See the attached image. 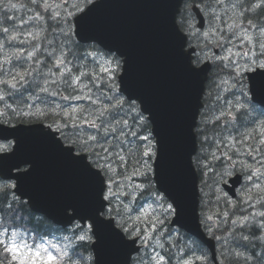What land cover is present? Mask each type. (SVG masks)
I'll list each match as a JSON object with an SVG mask.
<instances>
[{
	"label": "water",
	"instance_id": "95a60500",
	"mask_svg": "<svg viewBox=\"0 0 264 264\" xmlns=\"http://www.w3.org/2000/svg\"><path fill=\"white\" fill-rule=\"evenodd\" d=\"M182 1L99 0L86 28L77 36L81 42L97 41L126 58V70L119 76L120 90L141 101L142 111L149 115L158 147L155 181L176 208L172 225L204 240L215 260L214 243L205 238L199 224L198 175L193 165L197 151L194 128L210 66L193 67L191 52L185 51L187 38L175 20ZM253 89L256 100L264 104V80L257 81ZM53 136L67 149L57 133L42 125H0V139L15 142L12 152L0 154V175L14 179L16 193L28 199L34 211L54 222L63 226L75 220L93 224L84 217L94 211L97 186L51 139ZM21 161L32 166L26 170L30 175L18 179L25 173L15 172L22 168L15 167ZM227 189L233 194V189ZM68 208L79 210V215L71 209L65 214ZM72 216L77 218L70 220ZM101 219L105 224L111 222L112 229L103 233L101 242L94 235L95 264H130L132 255L139 250L136 241L126 240L113 220ZM113 231L125 238L126 245L114 241Z\"/></svg>",
	"mask_w": 264,
	"mask_h": 264
},
{
	"label": "snow or ice",
	"instance_id": "6c2138e0",
	"mask_svg": "<svg viewBox=\"0 0 264 264\" xmlns=\"http://www.w3.org/2000/svg\"><path fill=\"white\" fill-rule=\"evenodd\" d=\"M216 2L220 3L221 0H216ZM30 3L36 9H42L43 11H36L26 21H22L20 26L12 24L11 28H3V34L6 40L0 42V50H3L6 46L20 45L15 51L5 55L3 63L8 64L15 60L14 68L18 67L20 70L14 72L9 71L7 75L10 78L0 80V84L7 86L8 89L13 91H18V85H24L27 82V77L33 70L32 66L28 65V62H39V56L42 51L39 42L47 40L48 48L44 49L43 54L45 55V60L48 61L45 67H49L50 65L49 71L45 74L39 68L35 69L37 79L33 80L32 84L40 87L39 78L44 77L45 85L50 80L51 83L56 84L58 87L63 85L65 89L71 90L72 93H77L75 96H71V94L70 96H65L63 97L64 99L85 100L90 105L86 108H71L62 112L63 125L58 124L56 131L64 134V139L69 142L67 149L56 140V137L53 136L51 139L58 144L62 151L69 155L70 159L80 166L84 176L97 186L94 211L90 217L84 218L93 221L92 228L94 231L92 234L101 242L103 233L112 229L111 222L105 224L101 219L107 207L105 201L111 204L114 197L120 195L113 188V185L116 187L121 186L117 182L116 177L120 175L124 179L131 181L133 178H138L142 175L141 169L148 164V160L144 158L151 159L152 156L156 155L154 151L155 145L152 143L153 138L144 131L146 118L142 112L137 110V105L135 104L137 99L128 97V105L125 109V101L119 95H113L115 74L122 69L125 72L126 58H123V62H121V58L119 57L109 61V66L99 69L100 74H97L95 69L91 71L86 70L87 65L82 63L77 66V73L74 74L72 67L69 66L72 62L67 59L68 53L63 51L62 43L64 38H70V33L63 27H60V31L57 32L56 28H53L48 23L52 21L58 27L61 25L62 14L58 11L60 5H53L49 0H30ZM81 3L84 7L80 6ZM97 4L94 3V0H80L79 3L73 4L76 12L82 13L79 15L73 13L68 14L75 15L74 24L77 29L76 35L80 36L84 31L88 23L89 15ZM89 5L92 6L89 7ZM2 6L0 5V7ZM6 7L12 10H18L20 6L9 2ZM207 7H211V5L208 4ZM85 8L87 9L86 11L84 10ZM236 8H240L241 10L236 12ZM232 9L233 14L229 17L232 22H225L227 23V30L231 35L227 37L222 35L221 39L226 43L234 44L233 38H235V40L241 43L239 45L234 44V46L243 48L247 44L248 50L233 53L232 48H228L229 55L220 57L222 61L227 62L224 67L227 68L228 74L232 77L231 82L222 81V83L228 86L225 89L227 91L233 85L241 83L242 79L246 76L250 83L251 97L255 100L257 97L253 85L259 80H264V23L255 22L264 16V0H236V3L232 5ZM31 10L29 8V11ZM44 13H48L49 15L45 16ZM5 19H9V17L6 16ZM244 20H247V26H245ZM63 23H68L67 16L63 18ZM31 28H37L39 30H29ZM49 28H51V32H49ZM217 31L223 34L225 30L217 28ZM49 35L52 36V39H48ZM205 35L207 36L208 34L205 33ZM84 42L93 51L85 52L79 58L91 63H100L94 55L96 51L95 45L100 43L97 41ZM28 44H31L32 50H25L23 47ZM108 51L113 52L115 50L108 49ZM57 53L59 54L57 55ZM233 56L239 57L245 62L241 64L240 60H234ZM120 57L123 56L120 55ZM26 65L28 66L26 67ZM52 69H56V71L53 72ZM2 71L3 65H0V72ZM53 77H56V79H53ZM40 91L47 93L48 87H40ZM235 95L237 93L233 92V96ZM239 95L244 97L245 93L240 91ZM4 100L5 96L0 94V101ZM139 103L142 105L141 101ZM227 103L232 104V102ZM245 103H247V100H245ZM233 106L236 107L237 112L244 111L243 105L239 101H236ZM8 107L10 108L11 105H8ZM58 107L60 106L58 105ZM224 114L231 115V107L227 113L222 112V115ZM219 119L221 117L217 116L216 120ZM232 119L237 120L239 117L232 116ZM152 122L154 123L155 121ZM49 127L51 128V125ZM205 141H207V136H205ZM261 145L264 146V141H261ZM249 147V154L260 151L258 148ZM212 155L216 158L215 153H212ZM228 159H231V157L229 156ZM23 166H32V164L27 161H21L15 165L17 169ZM129 166L133 167L131 174H127ZM28 175H30V172L25 171L18 179ZM224 175L226 173L220 174L221 179H223ZM124 186L129 188L128 194L135 192L137 189L144 191L139 183ZM9 200L10 197L7 191L0 192V214H3V216L11 214L13 220H23V217L18 215L23 208H16V201L12 200L9 202ZM69 209L77 213V216L79 215L80 211L75 208L66 209L65 214H67ZM173 211L174 209L169 205L167 211L164 213L165 218ZM251 215L252 217L259 216L261 218L260 223H253L247 216L242 221L236 219L231 220L233 225L241 229L238 243L242 242L245 246L251 244L253 239H255L257 244L264 243V236L261 235V233H264V211L252 213ZM77 216H72L69 219L75 220ZM225 217H227V213H225ZM208 219H211V217H208ZM157 222L162 223L163 221H159V218L158 221H147V223L151 224L154 231L156 230ZM249 225L251 226L249 227ZM20 226L17 224L12 225L13 228ZM147 230L145 228V231ZM133 231H137V229L133 228L131 231H128L130 237ZM245 231L249 234H244ZM112 237L120 246L126 245V240L120 233L113 231ZM77 238L80 242H83L87 237L86 235H78ZM138 238L139 233H137V237H133V243ZM0 247H3L5 253L9 254L11 260L16 262V264H29V261L31 264H36V261L32 260V249L35 245H29L22 234L9 231L2 225H0ZM160 247H163V245H160ZM50 248L54 251L49 250L47 247L44 250L46 259L43 258L40 251H35L34 255L36 259L40 260V264H62L63 257H67L71 264V256L66 251L57 248L54 244ZM23 251L30 253L27 260L21 258ZM236 255L239 257L240 254L237 253ZM252 255L255 256V252ZM151 260L154 264H171V254L165 255L158 252L151 257ZM247 260L248 258L245 257L246 264ZM185 264H190V262H185Z\"/></svg>",
	"mask_w": 264,
	"mask_h": 264
},
{
	"label": "trees",
	"instance_id": "16d2710c",
	"mask_svg": "<svg viewBox=\"0 0 264 264\" xmlns=\"http://www.w3.org/2000/svg\"><path fill=\"white\" fill-rule=\"evenodd\" d=\"M200 2H201V4H203L204 0H199V3ZM207 2L211 3V1H207ZM28 4H31V3L28 2ZM0 5H3V4L0 3ZM203 6H207L206 2H205V4H203ZM240 10L241 9H239L238 12ZM10 13L11 12L9 11V9L5 8L4 5L2 7H0V21H4V22L10 23L12 25ZM48 15L49 14L47 13L45 16H48ZM6 16L9 17V19L6 20L5 19ZM255 22L264 23V16L260 17ZM48 23L51 24L53 28H56V31L59 30L58 26H56V25L54 26L52 21H49ZM49 32H51V28H50ZM1 37L3 38L4 41L6 40V37L4 36V34L1 35ZM48 39H52V36L49 35ZM64 39L65 40L62 42L63 43V51L68 53L67 59L72 62L69 66L72 67L74 74L77 73V66L81 65L82 63L87 65L86 70L91 71V70L95 69V68L91 67V63H89V61H83L79 58L83 55V53L87 52L85 49V46L76 42V40H74L71 36H70V38H64ZM39 43H40L41 48H42L41 54L39 56V62L34 61L33 65L35 66V68H33L31 74L27 77V82H26V88L31 93V95H27L26 93H24L21 90L17 91V92L8 90L5 87V85L1 86L2 84H0V91L5 96V100L3 102L5 103L6 100H8L9 98L13 99V100H11L13 106H11L10 108L8 107V105L6 106L3 102L0 101V110H1L0 111V120L2 122L8 123V124L45 122V123H48V124H51L54 126H57L58 124L61 126L63 125L62 117L56 116V114H59L61 112V110L58 111L56 108L57 102L61 103V101H59L57 99V97L60 98L61 95L69 96L70 94L72 95V92H71V90L65 89V87L63 85L58 87L56 84L51 83L50 80L48 81L47 85H45V78L44 77L39 78L40 87L47 86L48 92L55 91L56 94L51 96L54 101L51 102L49 105H46V106H37V107L33 108L34 111H31V112L25 111L30 102L34 103L33 96H37L39 93H40V95L45 93V92L40 91V87H36L32 84V81L37 79V73H36L35 69L39 68L42 72L47 74L49 71V67H50V65H49V67H45V64H47L48 61L45 60V55L43 54L44 49L48 48L47 40H42ZM58 43H60V42L58 41ZM29 65H31V63ZM26 66H28V65H26ZM95 70H96L97 74H100L98 69H95ZM52 71L55 72L56 69H52ZM53 79H56V77H53ZM105 79H106V77H105ZM75 94H77V93H75ZM41 99H42V97H39V98L37 97L35 102L37 103V102L41 101ZM245 119H246V117H245ZM130 123H131V120H130ZM243 123L244 122L241 120V122L238 124V125H240V129L238 132L240 135V140H241L240 143H242L244 141V138H245V136L244 137L242 136L243 133H246V131H245L246 125ZM144 131H145V133H149L150 126L148 123L145 124ZM218 131H219V129H218ZM219 136L221 139L229 138L225 133H223V131H221ZM65 142L69 143L67 140H65ZM256 142L258 143V144H256V146L260 149V151H257V153H258L259 157H260V155L263 156L262 153L264 151V146H262L260 144V142H258V141H256ZM213 165L215 168L214 172L216 174L215 178L219 181L221 179L220 174L224 173V171H225L223 165L219 161H215L214 159L209 160L208 164L205 166L204 169L206 170ZM132 172H133V167L129 166L127 169V173L131 174ZM145 177H146V175H145ZM212 178L213 177H211V179ZM5 191H7L9 194V197H10L9 202H11L12 200H15L16 201L15 207L16 208H21V207L23 208V210L18 213L19 216L23 217V220H20V219L13 220L11 217V214H9L8 216H3V214H0V216L2 217L4 222L21 225L22 227L27 228L25 230H29L30 232H32L36 235L44 234L47 236L49 234H54L56 232H60L59 229L54 227L46 219L31 213L25 203L19 202L18 200H16V198L13 196V193L9 187H7L6 185L5 186L0 185V192H5ZM143 194H146V192L141 193L139 197L143 198ZM259 196H261V194H256L255 197L253 199H251V201L258 202V200L262 199V197H259ZM242 206H243V211H244L243 213H245L246 215L249 214L250 209L247 208L248 204L244 203ZM262 206H264V204H262ZM107 214L110 216L118 215L119 211L116 210L115 207H113V208L111 207V209H109ZM250 216H252L251 213H250ZM251 221L253 223L256 222V220H251ZM250 226L251 225H249V227ZM240 233H241V229H238L236 231L231 232L230 235L228 234V236H227L226 243H227V246H229V247H227L228 251H227L226 257L224 259L225 264H246L245 257L248 258L247 264H264V259H262V257H264V243L257 244V242H255V239H253V242L251 244H248L247 246H245L242 242L238 243ZM244 234H249V233H247L245 231ZM261 235L264 236L263 233H261ZM76 239H77V236H75L74 243H69V242L66 243V249L69 251L70 255L72 257L78 258L79 261L81 262V264H93L92 253H91V249H90V239L85 240L83 242L77 241ZM196 243L199 247L202 248V246L198 242H196ZM180 249H181V247H179L177 249H173V250L175 253H178V252H180ZM253 252H255V256L252 255ZM257 252H259V253H257ZM237 253L240 254L239 257H237V255H236ZM5 255L8 256L7 253ZM0 262H2V264H15V263H12L5 258L0 259ZM197 264H211V262L208 259V260H205V261H203L201 263H197Z\"/></svg>",
	"mask_w": 264,
	"mask_h": 264
},
{
	"label": "rangeland",
	"instance_id": "374dc122",
	"mask_svg": "<svg viewBox=\"0 0 264 264\" xmlns=\"http://www.w3.org/2000/svg\"><path fill=\"white\" fill-rule=\"evenodd\" d=\"M79 0H51L53 5H60L58 11L61 12L62 14V19H61V25L58 27L60 31V27H63L65 30L66 26H68L67 24L63 23V18L65 16H67V19L71 18L73 15H68L69 13H72L73 10H75L73 8V4H76ZM207 1H211V3L206 2V0H204L203 4H210L211 7H207V9H205L208 14H209V22L208 25L206 27V30L204 32H197V31H193V35L195 38V44L198 43H202L204 45H206L207 47L212 48V50H207L204 53L205 58H212L215 61V65H216V70L214 71V78L215 81L213 83V91H212V96L214 101L216 100H220L221 104L224 107V111L227 113L228 109L231 107V111H233V109H235L236 107L233 106L235 104L236 101H239V103L241 105H243V107L247 106V103H245V98L247 95V92L244 90V87L240 84L237 83L235 85H233L231 88H229L227 91H225V89L228 87L227 85L223 84L222 81H229L231 82L232 77L228 74V70L227 68L224 67V65L227 63L226 61H222L220 59V57H224V56H228L229 53L227 51L228 48H232L233 53L235 52H239V51H247L248 50V45L245 44L243 48L240 47H236L235 45H239L241 42L238 40H235V38H233L234 40V44L232 43H226L221 39V36L223 35L224 37L230 36L231 33L227 30V23H231L232 21L229 19V17L232 16L233 14V9H232V5L234 3H236V1L234 0V2H226V0H221L220 3H217L216 0H207ZM82 4V3H81ZM238 8L235 9L236 12H238ZM75 13V12H74ZM73 13V14H74ZM30 15H28L24 21H26L28 19ZM227 22V23H225ZM55 25V23H54ZM66 25V26H65ZM27 27V26H26ZM217 28H222L224 29V33L221 34L220 32L217 31ZM29 30L32 31H38L39 29L37 28H31ZM57 31V32H58ZM205 33H207L208 35L206 36ZM17 34V33H15ZM65 39H63L64 41ZM62 41V42H63ZM20 45L15 44L14 46H11V48H4L3 50H1L0 55L2 54V63L5 60V55L6 54H10L12 51H15L17 48H19ZM214 48H222L221 51L219 50V53L217 54V57L214 56ZM30 50H32L31 48H29ZM90 52V51H87ZM94 55L97 57L98 61L100 63H91V67L92 68H97L95 65L98 66V68L100 69L101 67H106L109 66L108 62L114 60V58L107 56L105 53L102 52H96L94 53ZM233 59H239L240 63L243 64L245 61L239 57L233 56ZM31 61L28 62V65L30 64ZM16 63V61H15ZM95 67H94V66ZM90 67V68H91ZM97 68V69H98ZM98 69V70H99ZM220 72V73H218ZM234 75V73H233ZM3 80V79H0ZM243 81V79H242ZM242 83V82H241ZM3 86V84L1 85ZM7 88V87H6ZM8 89V88H7ZM240 91H243L245 93L244 97H241L239 95ZM233 92L237 93V95L233 96ZM228 94V95H226ZM219 97V98H218ZM227 102H232V104L230 105ZM80 100H74V103L70 106L69 109L71 108H80ZM58 103L57 102V110L60 111L62 110L61 106L58 107ZM222 105L220 108H222ZM259 128V127H258ZM254 130H251L249 133L253 134ZM248 135V133H247ZM216 138H219V136H217ZM219 140V139H218ZM247 142H250V138L246 137ZM264 140V139H263ZM262 140V141H263ZM229 143L230 144H236L232 139H229ZM249 153V152H248ZM264 163V162H263ZM148 164H150L151 166V162L148 160ZM238 164L240 165V163L238 162ZM243 166H245V168H247V166L245 165V163H242ZM260 172H256L257 175H261L262 176V187L257 191L260 194H264V165H262L260 167ZM149 171V166H145L141 169V173L142 175H140L138 178H133L131 181H128L126 179L119 178L118 176L116 177L117 182L121 185L120 187H116L115 185H113L114 191L120 193V195H117L116 197H114L115 201H121V196L126 197L127 198V202L124 203L125 204V208H126V213L129 214V212L132 209V205H131V201L132 199L130 198V196L135 195L137 189L135 190V192H132L131 194L129 193V188L125 187L124 185H128V184H136L139 183L141 185L142 189H146L149 188L148 184L145 183H140L138 182L139 178L145 176L147 174V172ZM130 174V173H127ZM216 178L213 175L212 178V182H215ZM212 184V183H211ZM216 186V183H213L212 186L208 185V187L214 188ZM251 189H247V192L241 193V196H243L244 198H242V203H247L248 200H250V196L251 193L249 192ZM261 197V196H259ZM170 204L168 202H165L163 200V197L159 196L156 194V197L149 200L148 203L144 204L143 206H138L136 207L137 213L133 216H126L125 213L123 214L122 219L127 220L128 221V229H137V231H133L132 233L134 235H137V233H139V235L142 236L143 238V242L145 245V252L143 255V258L145 260V262H147L148 264H154V262L151 260V257H153L156 253H161L163 254V251H165L166 249V241H172V239H174V237H176L178 234L175 231L169 230L168 227L166 226V218H170L173 215V212L169 215H167V217L165 218L164 213L167 211V207ZM224 206V205H222ZM224 209H228L231 210L232 208H230L228 205L227 207H224ZM243 209V207H242ZM212 210H215L214 208H212ZM211 209H209L207 211L206 214V218L205 221L208 225V227L212 230H214V228L212 227L213 224V219H215V215H219V210L217 212H215V215L213 214V211ZM228 211H224L222 212V214ZM139 217V219H137ZM208 217H211V219H208ZM163 221L162 223L157 222L156 224V230L154 231L151 227L150 223H147V221ZM211 225V226H210ZM145 228H147L148 230L145 231ZM164 238V239H163ZM160 245H163V247H160ZM226 245V244H225ZM229 247V246H226ZM46 248V247H44ZM58 248V246H57ZM40 251L43 258L46 259V253L44 251L43 248L41 249H32V260L36 261V264H40V260L36 259L34 253L35 251ZM30 253L28 251H23V256L21 257L22 259L27 260L29 257ZM174 260V258L172 259ZM194 258L193 257H188V258H182L180 260H176V264H185V262H190V264H192L194 262ZM29 264H31V262L29 261Z\"/></svg>",
	"mask_w": 264,
	"mask_h": 264
},
{
	"label": "bare ground",
	"instance_id": "6f19581e",
	"mask_svg": "<svg viewBox=\"0 0 264 264\" xmlns=\"http://www.w3.org/2000/svg\"><path fill=\"white\" fill-rule=\"evenodd\" d=\"M206 2H207V0H206ZM200 4H201V2H200ZM201 5L203 6V4H201ZM203 8L207 9V6H203ZM238 9H240V8H238ZM9 11L11 12L10 9H9ZM28 13H29V9L25 13L20 14V15H15V14H13L11 12L10 13V17H11L12 24L20 26L22 24V21H24V19L22 17H25ZM53 24H54V22H53ZM45 26L47 27V25H45ZM3 27H10L11 28V24L7 23V22H4V21H0V34L1 35H3ZM49 31H50V28H49ZM1 35H0V42H4L3 38L1 37ZM25 35H26V32H25ZM23 47L25 48V50H30L29 48H31V44L24 45ZM5 48H11V46H6ZM0 53H1V50H0ZM2 59L3 58H2V54H1L0 55V65H3V71L0 72V79H9L10 77L7 75V73L9 71H13L14 72V71H19L20 69L18 67L14 68L15 60H13L12 62H10L8 64H4V63H2ZM214 65H215V61H214ZM215 68H216V65H215ZM5 87H7V86H5ZM8 90H11V89H8ZM11 91H13V90H11ZM244 116L246 117V120H245L246 130L248 129V127L250 125H252V129L251 130H254L253 131V135H252V137L254 139L253 143L256 145V144H258L256 141H258L261 144V141L264 138L261 135L256 134V133L258 132L259 125H261V128L264 127V121H261V123H260L259 121L255 120V117H253L252 115H250L248 113H246ZM217 121H219V120H217ZM239 129H240V125H239V127L238 126L235 127L233 131L238 133ZM250 131H246V133H243V135H242L243 137L245 136V138H244V141L242 143H240V145H239L240 148L238 149V151H239L238 152V156H239L238 162L240 163V165H238L239 166L238 171L243 176V178L245 180V187L248 188V189H253V190L256 189L258 191L261 188V186H262V176L261 175H252L245 168V166L242 165V163H245V160H247L246 155L249 154L248 152H250V147L249 146H252V147L256 148V146L252 145L250 142L248 143L247 140H246V137L249 134H251V133H249ZM247 133H248V135H247ZM230 145H231V147L235 146L234 144H230ZM254 153L257 154V156L259 158L258 161H260V162H258L253 168H254L255 171L260 172L261 171L260 167L262 165H264V163H263L264 162V155L263 156L260 155V157H259L257 152H254ZM224 173H225V171H224ZM226 177H227V174L224 175L223 179H220L219 181L220 182L223 181ZM261 197H262V199L258 200V202H254V201L248 200V202L245 203V204H248L247 208L250 209V213L251 214L252 213H259L261 211H264V206H262V204H264V194H261ZM250 213L246 215L247 217H249L250 220H256L257 217H259V216L252 217V216H250ZM169 253L171 254V264H176V260L178 261V260L182 259L181 256H180V252L175 253L173 249H169L166 252V255H168ZM257 253H259V252H257ZM173 258H174V260H172Z\"/></svg>",
	"mask_w": 264,
	"mask_h": 264
}]
</instances>
